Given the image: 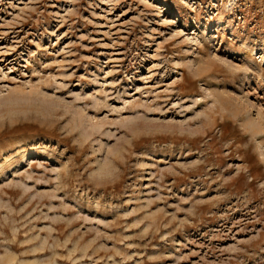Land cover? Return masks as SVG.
Masks as SVG:
<instances>
[{"label": "rangeland", "instance_id": "1", "mask_svg": "<svg viewBox=\"0 0 264 264\" xmlns=\"http://www.w3.org/2000/svg\"><path fill=\"white\" fill-rule=\"evenodd\" d=\"M0 264H264V0H0Z\"/></svg>", "mask_w": 264, "mask_h": 264}]
</instances>
